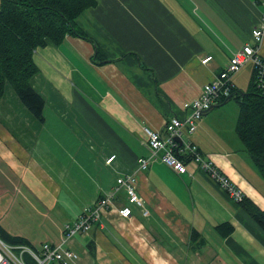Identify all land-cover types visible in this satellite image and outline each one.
<instances>
[{
  "label": "crops",
  "instance_id": "obj_1",
  "mask_svg": "<svg viewBox=\"0 0 264 264\" xmlns=\"http://www.w3.org/2000/svg\"><path fill=\"white\" fill-rule=\"evenodd\" d=\"M263 12L261 0H96L61 41L35 50L38 71L29 83L45 100V121L39 133L17 139L14 133L26 134L20 117H34L6 84L0 167L1 178L7 169V177L28 187L42 215L38 226L52 222L59 239L44 241L60 243L66 224L94 208L118 177L135 173L148 213L128 203L121 187L88 232L66 239L75 264H264V230L196 162L185 160L181 173L159 157L143 169L138 164L151 154L144 129L164 136L170 116L187 114L183 104L251 43ZM206 55L212 59L202 64ZM225 102L206 111L192 133L185 130L182 141L194 143L241 190L242 200L264 208V178L243 142L236 133L219 134L212 120ZM48 151L61 160L45 166L33 156ZM125 205L129 217L117 213ZM0 224L36 246L31 231L14 232L2 218Z\"/></svg>",
  "mask_w": 264,
  "mask_h": 264
},
{
  "label": "built area",
  "instance_id": "obj_2",
  "mask_svg": "<svg viewBox=\"0 0 264 264\" xmlns=\"http://www.w3.org/2000/svg\"><path fill=\"white\" fill-rule=\"evenodd\" d=\"M261 2L264 5V0ZM263 38L264 12L260 15V21L250 31L251 43L244 44L232 54L226 67L202 86L199 96L183 104L182 108L188 109L187 114L183 117L170 116L165 122L164 136L158 130L147 127L144 129L151 154L148 158L138 159L140 169L147 166L150 158L159 157L164 165L181 173L186 171L185 160L190 159L196 162L198 167L205 171L232 199L236 202L242 201L241 190L212 161L204 159L194 143L183 142L182 134L185 130L192 133L201 116L213 105L219 104L221 99L229 96L234 88L232 76L246 64L252 65L256 77V86L264 90V56L260 53ZM211 59L210 55H206L201 59V63L205 64ZM113 159L114 155L109 157L106 162L109 163ZM136 181L135 173L118 177L116 186L104 198L100 199L94 208L83 209L76 221L72 224H66L64 227L65 238L60 243L43 242L37 248L26 244H11L0 237V264H75L77 253L64 246L66 239L77 232H88L92 222L111 205L112 198L121 187L125 189L128 203L136 204L144 215L148 213L143 201L137 195ZM117 213L121 217H129L131 208L125 205L118 209Z\"/></svg>",
  "mask_w": 264,
  "mask_h": 264
},
{
  "label": "trees",
  "instance_id": "obj_3",
  "mask_svg": "<svg viewBox=\"0 0 264 264\" xmlns=\"http://www.w3.org/2000/svg\"><path fill=\"white\" fill-rule=\"evenodd\" d=\"M95 4L96 0H1L0 101L9 84L30 114L44 123L45 100L29 83L38 71L34 52L50 41H61L73 29L74 19ZM229 96L228 100L233 98L239 105L236 134L264 178V90L256 86L254 70L247 91L234 86ZM240 203L264 230V208L246 200ZM0 237L11 244L33 246L25 237L11 234L1 224Z\"/></svg>",
  "mask_w": 264,
  "mask_h": 264
},
{
  "label": "rangeland",
  "instance_id": "obj_4",
  "mask_svg": "<svg viewBox=\"0 0 264 264\" xmlns=\"http://www.w3.org/2000/svg\"><path fill=\"white\" fill-rule=\"evenodd\" d=\"M250 65L242 67L239 71L235 73L233 82L236 87L243 92H246L249 85V70ZM5 94V93H4ZM211 117L215 122L218 130L221 132L219 134H224L226 136L236 135L235 125L239 113V105L235 99H230L226 101L223 105L215 108L213 110ZM21 119V128L25 130L26 134H16L17 139L26 136L29 137L32 133H39L42 126L39 122L32 118V122L24 117ZM44 130V129H43ZM57 152L48 151L45 157L43 155L33 153V156L45 166L49 165V162L56 161L59 162L61 159L56 155ZM26 159H23L25 163ZM7 170V169H6ZM5 170V171H6ZM4 171V177L1 178V167H0V218L5 226L12 229L14 232H18L20 227L25 230L32 232L35 237L36 247H40V243L44 240H58V235L55 234L53 224L49 221L46 225L39 227L38 222L35 220L42 216L35 211V200L30 197L28 187L17 179H11L7 177ZM28 200L25 202L24 200ZM17 216V222H12L10 225L7 222H11L13 218Z\"/></svg>",
  "mask_w": 264,
  "mask_h": 264
},
{
  "label": "water",
  "instance_id": "obj_5",
  "mask_svg": "<svg viewBox=\"0 0 264 264\" xmlns=\"http://www.w3.org/2000/svg\"><path fill=\"white\" fill-rule=\"evenodd\" d=\"M229 97H230V96L226 97V99H225L223 102L227 101V100L229 99ZM223 102H222V103H223ZM220 104H221V103H220ZM220 104H217V105H220ZM214 106H216V104L213 105L212 107H214Z\"/></svg>",
  "mask_w": 264,
  "mask_h": 264
}]
</instances>
